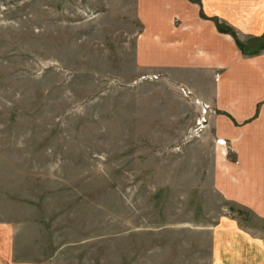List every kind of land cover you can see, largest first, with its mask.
<instances>
[{"label": "rangeland", "instance_id": "1", "mask_svg": "<svg viewBox=\"0 0 264 264\" xmlns=\"http://www.w3.org/2000/svg\"><path fill=\"white\" fill-rule=\"evenodd\" d=\"M135 2L0 0V264H210L213 228L258 225L214 186L211 86L141 59Z\"/></svg>", "mask_w": 264, "mask_h": 264}, {"label": "crops", "instance_id": "2", "mask_svg": "<svg viewBox=\"0 0 264 264\" xmlns=\"http://www.w3.org/2000/svg\"><path fill=\"white\" fill-rule=\"evenodd\" d=\"M203 2L200 8L193 0H136L140 55L211 86L203 98L211 107L208 125L230 146L215 161L214 186L258 224L213 228L210 264H264V0Z\"/></svg>", "mask_w": 264, "mask_h": 264}, {"label": "built area", "instance_id": "3", "mask_svg": "<svg viewBox=\"0 0 264 264\" xmlns=\"http://www.w3.org/2000/svg\"><path fill=\"white\" fill-rule=\"evenodd\" d=\"M216 76H217V74H216ZM220 141L223 142L224 144H226V142H225L223 139H221ZM227 146H228V145H227Z\"/></svg>", "mask_w": 264, "mask_h": 264}]
</instances>
